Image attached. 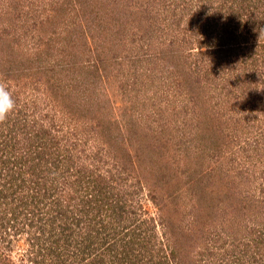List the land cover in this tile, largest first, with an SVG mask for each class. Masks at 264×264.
<instances>
[{
    "label": "rangeland",
    "instance_id": "rangeland-1",
    "mask_svg": "<svg viewBox=\"0 0 264 264\" xmlns=\"http://www.w3.org/2000/svg\"><path fill=\"white\" fill-rule=\"evenodd\" d=\"M0 264H264V0H0Z\"/></svg>",
    "mask_w": 264,
    "mask_h": 264
},
{
    "label": "clouds",
    "instance_id": "clouds-1",
    "mask_svg": "<svg viewBox=\"0 0 264 264\" xmlns=\"http://www.w3.org/2000/svg\"><path fill=\"white\" fill-rule=\"evenodd\" d=\"M16 102L11 90L6 84L0 83V123L7 120L8 116L14 111Z\"/></svg>",
    "mask_w": 264,
    "mask_h": 264
}]
</instances>
